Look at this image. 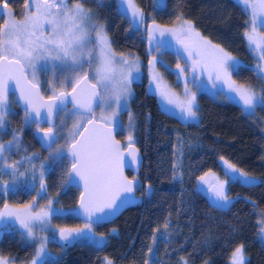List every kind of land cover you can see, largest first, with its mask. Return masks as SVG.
I'll return each mask as SVG.
<instances>
[{"label": "trees", "instance_id": "1", "mask_svg": "<svg viewBox=\"0 0 264 264\" xmlns=\"http://www.w3.org/2000/svg\"><path fill=\"white\" fill-rule=\"evenodd\" d=\"M82 2L95 20L105 26L116 53L143 61L148 58L144 29L133 27L118 0H103V6H98L97 0ZM24 3L25 0H9V6L19 17L25 14ZM135 3L148 23L155 21L168 27L178 17L191 22L201 36L247 66L239 73L234 71L233 80L264 95L261 91L264 83L256 72L249 70L260 62L245 38L250 15L238 1L163 0L166 6H158L155 0H135ZM159 57L171 65L182 62L170 50H162ZM160 69L170 85L180 86L172 71L161 65ZM133 86L130 112L135 119L138 146L144 154L143 190L136 193L140 202L113 222L93 226L94 233L105 238L102 247L87 241H74L68 247L52 242L55 257L48 261L106 264L107 258L114 264H145L146 261L147 264H184V261L230 264L232 253L243 245L246 264H264V238L259 222L264 215V108L257 107L249 116L238 103L225 99L220 92L215 96L199 92L197 119L183 122L162 109L144 78ZM17 119L12 116L10 120ZM224 160L243 170L252 181L244 185L229 181L226 185L229 203L221 206L199 190L198 177L211 171L225 178L220 163ZM177 162L182 179L174 178L173 164ZM52 186L57 185L52 183ZM29 194L19 190L10 193L9 200L22 204ZM48 194L55 197V205L62 209H74L79 197V191L71 186L64 192L51 189ZM166 221L169 222L167 229L163 226ZM52 222L69 229L84 225L71 212L54 216ZM149 248L153 249L151 253ZM34 255L35 247L21 234H1L0 257L25 264Z\"/></svg>", "mask_w": 264, "mask_h": 264}, {"label": "snow or ice", "instance_id": "2", "mask_svg": "<svg viewBox=\"0 0 264 264\" xmlns=\"http://www.w3.org/2000/svg\"><path fill=\"white\" fill-rule=\"evenodd\" d=\"M118 3L126 5L127 11L131 12L129 22L133 27L138 29L145 23L144 13L135 0H118ZM238 3L250 15V30L245 32L248 46L259 54L260 62L249 70L256 72L257 78L264 83V33L258 32V20L264 18V0H238ZM97 4L103 6V0H97ZM157 4L166 6L161 4V0H157ZM24 10L23 19L17 20L9 7V0H0V16H7L0 24V133L5 131V116L9 114L10 84L15 85L12 91L19 92L18 100L25 105V124L36 123L43 133L42 146L46 147L50 157L55 152L58 158L63 152V149L53 147L59 139L54 117L60 113L76 117L77 122L68 136L67 155L71 162L69 174L79 177L83 186L75 214L83 217L84 225L75 229L60 228L59 239L63 247L70 246L74 241H87L102 247L103 239H94L93 226L116 215L138 186L136 176L129 179L124 173L125 152L131 158L129 166L137 162L138 149L135 148L133 136L130 132L125 145H122L115 138L113 129L121 112L126 110L127 99L132 94L130 86L139 77L141 64L135 57L117 58L104 26L92 22L93 14L84 10L82 0H25ZM146 30L150 54L173 46L174 41L177 59L185 60L186 66L179 62L175 66L177 77H185L186 99L183 100L162 83L156 66L160 64L167 69V65L155 55L148 60L150 83L155 82V91L168 105L178 108L185 118L194 119L197 116L196 95L188 87L189 83L196 84L199 79L197 73L201 76L206 74L214 88L220 83L227 87L228 92L235 93L242 102V111L249 116L254 114L257 107L264 108V95H257L251 88L238 85L232 79L234 71L239 73L242 67L247 66L236 61L230 52L202 37L191 22L185 21L179 27L169 28L153 21ZM41 61L46 62L41 65L45 71L47 64L52 63L53 68L62 65L72 73L65 76L64 83L58 88L53 85L46 99L36 75L37 65ZM56 61L60 65H56ZM86 68L89 70L86 71ZM189 74L191 81L186 78ZM219 94H224L223 89ZM69 104L72 106L71 113L67 111ZM96 108L100 109L99 118L96 117ZM42 110L46 112L47 128H40ZM129 118L131 122V113ZM13 142L19 143L15 133L7 145L0 143V191L4 196L17 193L20 185L15 179L8 184L2 177L24 176L25 172H18V165L24 160L31 164L33 181L37 179L34 161L39 159L38 155L26 156L14 163L6 162L4 154L12 151ZM224 165L228 180H220L211 171L198 177L200 185L207 186L206 191L221 206L229 203L226 192L229 181L242 185L250 182L243 170L227 160H224ZM45 168L46 165H39V189L32 185L31 190L36 196L45 190ZM178 168L179 163H174V178L182 179L183 174L178 172ZM36 196L24 205L11 206L5 201L0 208V228L10 231L18 223L27 237L39 241L31 264H58L47 259L49 237L38 238L34 229L38 228L41 232L49 230L53 216L60 209L54 208V201L49 199L45 207L34 210ZM163 226L167 229L169 222L166 221ZM261 233H264V226ZM51 238H55L54 233ZM155 239L153 237V242ZM152 251V248L148 249L149 253ZM105 260L106 264H112L111 260ZM0 264H10V261L0 258ZM231 264H246L243 245L233 252Z\"/></svg>", "mask_w": 264, "mask_h": 264}, {"label": "rangeland", "instance_id": "3", "mask_svg": "<svg viewBox=\"0 0 264 264\" xmlns=\"http://www.w3.org/2000/svg\"><path fill=\"white\" fill-rule=\"evenodd\" d=\"M238 1V0H236ZM71 6V5H70ZM10 7V6H9ZM84 7V6H83ZM119 7L121 9V11H123L130 19H131V12L130 11H127V6L126 5H121L119 3ZM11 11L14 13L15 15V18L17 20H22L24 16L22 17H19L15 14V12L12 10V8L10 7ZM84 10L87 11V12H90L91 14H93L91 11H89L88 9H86L84 7ZM4 12L6 13L7 10H4ZM25 15V14H24ZM2 17V23L3 24V21L4 19H7V16L6 15H3L1 16ZM145 17V16H144ZM186 20H183V19H178L176 21V23H174L173 25L171 26H168L169 28L171 27H179L182 23H184ZM92 22L93 23H96V24H100V25H103L102 23H99L95 20L94 18V15H92ZM151 24V23H148L146 21V18H145V23L143 25H140L139 26V29H144L146 35H147V26ZM104 26V25H103ZM194 27V26H193ZM105 28V26H104ZM195 29V28H194ZM106 30V29H105ZM249 30H250V27H249ZM195 31H197L195 29ZM198 32V31H197ZM258 32L260 33H264V18H260L258 20ZM94 35V34H93ZM108 35V34H107ZM203 37V36H202ZM108 38H109V35H108ZM205 38V37H204ZM110 39V38H109ZM170 39V38H169ZM214 44V43H212ZM215 45V44H214ZM113 49V48H112ZM147 50H148V53H149V43H148V36H147ZM162 50H170L174 53H176V47H175V43L173 41V46L167 48V49H161L160 52ZM114 51V50H113ZM115 52V51H114ZM160 52H154L155 56L157 57L158 60L162 61L164 65H167V70L169 71H172L175 75H176V78H177V82L180 84L179 87H174L172 85L169 84V82L165 79L161 69H160V64H157L156 68H157V72L158 74L162 77V83L164 85H166L169 90L173 93H175L180 99H186L185 95H184V80H185V77H180L178 78L177 77V69H176V65H171L169 63H167L166 61H163L161 60V58L159 57V53ZM116 53V52H115ZM258 56L259 54L257 52H255ZM117 54V58L121 57V56H129V57H135V56H132V55H121V54ZM153 54L149 53V56L148 58L143 61L141 59H139L140 61V64H141V68H140V74H139V77L137 79L134 80V82L131 84V96L128 97L127 99V106H126V110L122 111L121 114L119 115L118 117V120L116 122L115 125L119 126V128L121 130L124 131V134L126 137L128 136V134L131 132L133 138L135 136V119L134 117L132 116L131 114V122H130V118H129V113L130 112V101H131V98H132V95H133V89H134V86L133 84L135 82H139L141 81L143 78L145 79V82H146V86L148 88V90L153 93L156 98H158V101L160 103V106L162 107V109L164 111H166L168 114H171L173 116H175L176 118H178L180 121H183V122H188V121H195L197 119V116L194 118V119H187L185 118L181 113H180V110L178 108H175L174 106L172 105H168L158 94V92L155 91V82H152L150 83V75H149V68H148V60L151 58ZM137 58V57H135ZM182 62L180 63L181 65H184L186 66L185 64V60L184 59H181ZM46 62L44 61H41L39 62V64L37 65V72H36V75H37V80H40L44 83L45 86H42L43 87V93L45 94V96H48L51 94V91L49 90L53 85H55L57 88L59 87L60 84L64 83V80H65V76L67 75H72V73L67 70L66 68H64L62 65H60V62L59 61H56L55 64L56 65H60L58 67H55L53 68V64L52 63H48L47 64V71L43 70L41 68V65L45 64ZM93 67H95V65H93ZM86 71H88L89 69H85ZM134 75H136L134 73ZM197 76H199V79L196 81V84H192V83H189L188 87L190 89V91L192 93H195L196 95V103H197V94L199 92H206L212 96H215L216 93L220 92V89H223V93L225 96H228V99L238 103L240 106L242 104V102L239 101V98L236 97V94L235 93H230L228 92L227 90V87L224 86V85H221L220 83H217L216 87L214 88L212 83L210 81H208L207 79V75L204 74V75H200L199 73L196 74ZM189 81H191L192 79V76L191 74H189L187 77H186ZM233 79V78H232ZM234 81V80H233ZM203 82V83H202ZM236 82V81H235ZM237 83V82H236ZM238 85H242V84H239L237 83ZM242 86H245V87H249V86H246V85H242ZM48 87V88H47ZM251 88V87H249ZM67 89V88H66ZM253 91H255L257 93V95H259V93L251 88ZM12 106H13V103L11 100L8 101V105H7V111L9 112L8 115L5 116V122L9 119V117L12 115ZM67 111L68 113H71L72 112V107L71 106H68L67 107ZM129 113H128V112ZM123 112H127L126 114H122ZM100 116V109L99 108H96V117L99 118ZM77 122V119L75 116L73 115H67L65 113H60L58 115V119H57V122H56V126H57V133L58 135H62V138H63V143H62V146H65V143L68 141V136H69V133L71 132L72 128H73V125ZM25 123V121H24ZM25 127H27L28 125L30 124H23ZM221 165H223V168H224V173H225V165H224V161H220ZM216 176L220 179V180H227V176L225 178H222L221 176L217 175ZM249 177V176H248ZM250 178V182L252 181V178ZM206 187L207 186H202L200 185L199 181H198V188L201 192L207 194L209 197H210V200L214 203V204H217V205H220L219 202H216L213 200V197L211 194L207 193L206 191ZM51 199L54 201L53 203V207L54 208H57V209H60V212L55 214L54 216H63V215H66L68 214V212H71V213H74L73 212V209H62V208H59L58 206L55 205V197H52V196H49L47 194H45L44 192L41 193L40 196H36V204L34 206V210L35 209H39V208H43L47 205V201ZM226 205V204H224ZM223 205V206H224ZM53 216V217H54ZM53 219V218H52ZM260 228L262 226H264V215L261 216L260 218ZM61 227H58L56 225L53 224L52 220H51V228L47 231H44V232H41L38 228L37 229H34L35 231V234L36 236L39 238V237H44V236H48L49 237V242L47 243V247H46V255H47V259L50 260L51 258H54L55 257V254L53 253L52 251V248H51V245L52 242H54L55 238H51L53 233L55 234V237L59 231ZM94 231V230H93ZM5 232H17L19 234L21 233H24V235H21L25 240L26 242H28L29 244H32L34 247H35V253H36V249L39 247V241H33L31 238L27 237L26 235V232L25 230L21 229L19 224L18 223H15V226L14 228H12V230L10 231H4L3 228H0V235L5 233ZM96 234V233H95ZM262 237L264 238V233H262ZM102 238L103 241L105 238L101 237L100 235H95L94 239H100ZM233 255V253H232ZM232 255H231V258H232ZM0 258H6L10 261V264H18L16 262H14V260L10 257H0ZM35 258V255L34 257L28 262V263H25V264H31V261ZM231 258H230V264H231ZM112 264H114L112 262Z\"/></svg>", "mask_w": 264, "mask_h": 264}, {"label": "flooded vegetation", "instance_id": "4", "mask_svg": "<svg viewBox=\"0 0 264 264\" xmlns=\"http://www.w3.org/2000/svg\"><path fill=\"white\" fill-rule=\"evenodd\" d=\"M41 85V93L44 97L45 94L43 93V87L45 86L44 83L40 80H38ZM48 88V87H47ZM68 90V89H65ZM11 100L13 103L12 106V115L9 117V119L5 122V131L3 133H0V143H4L7 145L9 141L13 140V134H17L19 137V143H14V147L11 152H6L5 160L7 163H14L21 161L26 156H33L38 155L39 159L34 161L36 164V176L37 179L33 181L32 175H33V169L31 167V164L24 160L22 164L18 165V172H25L24 176H15L12 175H5L2 177L4 181H7L8 184H11L12 181L15 179L16 183L20 185L19 190L22 191H28V194L26 196V199L22 202V204H19L15 201L11 202L9 200L10 194L7 196H4L2 191H0V208L3 207V203L6 201L11 206L16 205H24L28 204L33 200V197L36 196V193L32 191V185L34 184L36 189H39V165L44 164L46 165L45 168V177H44V183H45V190L44 193L49 195V190L56 189L58 191H66L69 186L75 188L70 181V168H71V162L70 157L67 155V142L65 143V146H62L63 138L62 135H58L59 139L57 143L53 145L54 148H60L63 149V152L61 153L60 157H56V153L54 152L52 156H49V152L47 151L45 146H42L41 139L37 136V132L39 129L37 128L36 123H31L27 127H25L24 123V109H22L18 102L16 101V96L14 94H9L8 101ZM158 100V98H157ZM159 102V101H158ZM160 104V103H159ZM18 117L16 122L11 121V117ZM58 116L56 118L57 122ZM11 122V124H9ZM56 124V123H55ZM117 126V125H116ZM40 128H47L45 124L40 125ZM124 131L117 126V133H116V139L121 142L122 145H125L126 142V136L123 135ZM138 136H134V144L140 151L143 161L142 165L139 168L138 172L133 171L131 168H126L124 170L125 175L131 179L133 176L137 177L138 186L136 189V193L139 190H143V183L141 181V169L144 163V154L142 153L140 147L138 146ZM11 171V170H9ZM52 183L54 185H57L56 187L52 186ZM2 188V186H0ZM79 191V190H78ZM80 193V191H79ZM50 196V195H49ZM15 200V199H13ZM1 236V235H0ZM58 244H63L62 242H58Z\"/></svg>", "mask_w": 264, "mask_h": 264}, {"label": "water", "instance_id": "5", "mask_svg": "<svg viewBox=\"0 0 264 264\" xmlns=\"http://www.w3.org/2000/svg\"><path fill=\"white\" fill-rule=\"evenodd\" d=\"M155 2L157 4V0H155ZM161 4H163V0H161ZM14 88H15V85L14 84H10V92H9V94H14L16 96V101L18 102L19 106L22 109H24L25 105L23 104V101H19L18 100L19 92L18 91H12V89H14ZM44 98L46 99L47 97H44ZM68 106H71V104H69ZM56 118H57V116L54 117V123H56ZM33 119L34 120L36 119L35 118V114H33ZM43 124H45L47 127H49V124L46 122V112H45V110L41 111L40 125H43ZM113 132H114V135H115V138H116V133H117V126L116 125L114 126ZM37 136L41 139V142H42V145H43V133L38 131L37 132ZM135 148L138 149L136 146H135ZM130 160H131V158L125 152V168H124V170L126 168H131L133 171L138 172L139 168L142 165V161H143V158H142V155H141L140 151L138 150L137 162L136 163H132L129 166ZM70 171H71V168H70ZM70 181H71V184L80 191L79 197H78V201H77V204H76L75 208L73 209V212H74L75 217L78 218L81 222L84 223L83 217L75 214V211L78 209L80 194H81V191L83 190L82 182L80 181L79 177L75 176L74 174L70 175ZM207 193H209V192L207 191ZM139 202H140V198L137 196L136 192H134V194H132L129 197L127 203L121 207V209L119 210V212L116 215L108 217L106 222H103V223H100V224L113 222L126 209L137 205ZM65 229H69V228H65ZM54 242L55 243L62 242L59 239V231H58V233H57V235L55 237Z\"/></svg>", "mask_w": 264, "mask_h": 264}]
</instances>
